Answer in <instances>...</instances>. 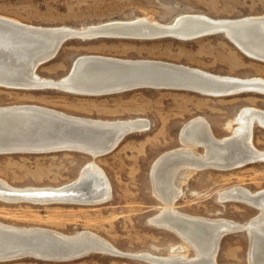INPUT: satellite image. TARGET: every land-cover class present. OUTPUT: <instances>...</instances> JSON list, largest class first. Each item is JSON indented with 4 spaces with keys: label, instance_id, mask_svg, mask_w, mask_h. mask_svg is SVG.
Returning a JSON list of instances; mask_svg holds the SVG:
<instances>
[{
    "label": "rangeland",
    "instance_id": "rangeland-1",
    "mask_svg": "<svg viewBox=\"0 0 264 264\" xmlns=\"http://www.w3.org/2000/svg\"><path fill=\"white\" fill-rule=\"evenodd\" d=\"M185 14L212 19H239L264 15V0H0V15L40 27L85 29L111 21L137 18L172 24ZM87 55L122 60H153L199 69L218 76L264 79V62L251 59L223 35L196 40L95 39L70 40L58 55L38 67L39 77L60 80L74 61ZM36 105L68 115L119 121L145 119L149 130L128 135L111 153L93 159L90 155L15 153L0 155V179L16 188L62 187L75 181L85 165L95 161L106 173L112 198L98 205L41 204L0 201V223L19 228H44L66 235L90 231L111 243L126 256L92 253L70 261H45L26 257L0 264H151L130 257L151 253L168 256L184 245L174 232L155 226L151 219L164 207L155 196L152 166L162 154L182 146L180 133L196 117L205 118L214 135L232 134L238 113L246 107L264 110V94L244 93L212 97L191 91L144 88L113 95L81 96L59 90H17L0 86V107ZM235 126V124L233 125ZM253 143L264 151V128L256 126ZM203 154V149L198 148ZM235 186L256 192L264 189V162L221 171H197L184 186L176 208L191 216L224 218L245 224L258 209L241 202L221 201L219 194ZM246 231L226 235L219 264H247L249 239ZM194 256L192 249L188 252Z\"/></svg>",
    "mask_w": 264,
    "mask_h": 264
},
{
    "label": "bare ground",
    "instance_id": "bare-ground-1",
    "mask_svg": "<svg viewBox=\"0 0 264 264\" xmlns=\"http://www.w3.org/2000/svg\"><path fill=\"white\" fill-rule=\"evenodd\" d=\"M185 18L187 20H183ZM240 19L244 21L232 31L233 40L236 41L234 45L247 57L264 62V15L239 19H212L204 15L185 14L179 16L172 24H163L153 18H137L101 23L81 30L69 27L30 26L0 15V86L29 91L59 90L81 95L80 93L93 92L91 89L109 86L120 81L122 77L131 75L130 71L112 68L102 63L96 64L94 60L84 61L78 65L82 59L93 57L119 62L168 65L222 81L226 86L214 91L226 93L222 97L244 93L264 94L263 78L218 76L199 69L156 60H122L101 55H85L74 61L69 72L70 74L75 70L74 76L67 78L68 74L57 81L43 79L35 71L37 64L59 53L62 48L60 45L69 36L75 38L67 41L120 39L111 36L97 37L92 34L77 37L79 31L87 29L93 31L104 24H117L120 27L130 24L170 27L175 22L182 21L177 28L184 30L200 26L204 22L233 24V21ZM56 82L63 83V89L54 88L53 84ZM231 123L227 128L232 130V134L227 138L218 139L210 123L203 117H196L188 121L181 130L179 136L182 146L158 157L152 166L151 181L154 194L164 207L151 222L157 227L174 232L184 241V245L173 247L168 256L139 253L131 254L130 257L151 264H219L217 258L223 238L231 233L246 231L249 239L247 264H264V189L252 192L244 186H235L219 194L218 199L221 201L241 202L259 210L257 216L245 224L224 218L191 216L176 208L177 201L184 194V186L195 172L207 169L230 171L248 164L264 162V151L257 149L253 143L255 127L264 128V110L243 108L234 120L235 126ZM149 126V121L145 119L102 121L72 116L36 105L5 106L0 107V155L77 151L95 159L97 156L107 155L105 153L117 145L127 130L134 134L149 130ZM198 148L203 149V154L197 151ZM97 153L104 155H95ZM112 196L113 189L108 176L95 161L86 164L75 181L62 187L16 188L0 179V201L8 203L28 201L47 205H98L108 202ZM86 243L101 246L102 250L106 251L102 253L126 256L111 243L90 231H82L71 236L44 228H19L0 223V262L16 260L11 256L25 250L35 252L27 257L57 262L59 260L48 257L57 251H66ZM190 249L194 251L193 257L188 254Z\"/></svg>",
    "mask_w": 264,
    "mask_h": 264
},
{
    "label": "water",
    "instance_id": "water-1",
    "mask_svg": "<svg viewBox=\"0 0 264 264\" xmlns=\"http://www.w3.org/2000/svg\"><path fill=\"white\" fill-rule=\"evenodd\" d=\"M183 20H187L186 18ZM244 21V19L235 20L231 23H212V22H204V24L196 27L187 28L184 30H179L177 28L178 24L182 21L175 22L174 25L170 27H158L151 26L145 27L140 25H127L126 27H120L117 24H108L101 25L100 27L92 30H83L79 31L77 37L88 36V34H92L97 37L103 36H111L114 38L120 39H136V40H155V39H163V38H176L180 40H196L208 36L214 35H223L229 41L236 45V41H234V36L232 31L235 29V26L241 24L240 22ZM75 38L73 36H69L68 39L60 45H62L69 39ZM58 51V50H57ZM58 52L56 53V55ZM56 55L51 57L50 59L43 60L39 64H37L35 71L41 65L52 61ZM253 57V56H252ZM94 60L96 64L102 63L105 66H110L112 68L130 71L131 75H127L121 78L120 81L116 83H111L109 86H98L97 88L91 89L89 92L80 93L81 95H96V96H105V95H113L138 89L151 88V89H164V90H180V91H191L195 93H199L206 96L218 95L220 97L226 95V93H217L214 91H218L219 88L226 86V83L218 80H214L211 78H207L205 76L197 75L194 73L187 72L182 69H177L168 65L148 63V62H119L115 60H106L100 58H85L79 61L78 65L84 61ZM262 60V59H261ZM264 61V60H263ZM77 65V66H78ZM75 70L69 74L67 78H71L74 76ZM61 82H56L53 84L54 88H61ZM20 87V86H13ZM36 87V86H29ZM93 127V126H91ZM94 129V128H93ZM132 131L127 130L125 134L120 138L117 145L110 149L108 152H101L105 154H109L115 150V148L125 139L127 135H129ZM99 153L95 154L98 155ZM104 155V154H99ZM98 157V156H97ZM106 252L102 250L101 246L93 243L77 245L74 248L68 249L66 251H57L52 254L49 259H56L59 261H70L82 258L92 253H101ZM35 253L31 250H25L24 252H20V254H16L13 259H21L25 256L33 255Z\"/></svg>",
    "mask_w": 264,
    "mask_h": 264
}]
</instances>
